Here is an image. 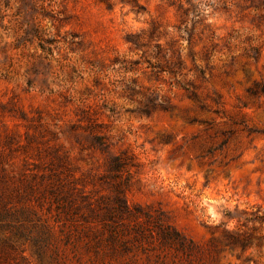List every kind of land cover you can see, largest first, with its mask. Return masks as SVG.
Wrapping results in <instances>:
<instances>
[{
	"label": "rangeland",
	"instance_id": "374dc122",
	"mask_svg": "<svg viewBox=\"0 0 264 264\" xmlns=\"http://www.w3.org/2000/svg\"><path fill=\"white\" fill-rule=\"evenodd\" d=\"M151 94L165 108L144 114ZM90 123L109 154L140 163L127 203L160 208L197 243L219 239L227 211L264 215V0H0L3 168L29 176L56 152L96 178ZM21 247L19 264H56ZM237 251L219 264H264V241Z\"/></svg>",
	"mask_w": 264,
	"mask_h": 264
},
{
	"label": "trees",
	"instance_id": "16d2710c",
	"mask_svg": "<svg viewBox=\"0 0 264 264\" xmlns=\"http://www.w3.org/2000/svg\"><path fill=\"white\" fill-rule=\"evenodd\" d=\"M127 41L133 49L142 45L137 33L127 35ZM155 47L157 55H166L159 43ZM166 63L167 71L176 73L179 54ZM254 86L248 89L251 94L263 91ZM157 107L165 108L151 94L143 113ZM87 129L104 155L103 171L96 178L76 176L56 152L29 176L10 175L0 162V264L24 260L21 245L27 242L39 259L49 249L56 264H219L223 250L237 249L239 258L264 241V215L258 209L227 211L226 221L214 226L221 227L219 239L201 245L178 230L160 208L129 205L125 192L139 173L136 155L126 148L109 154L107 136L95 124ZM244 261L249 264L250 259Z\"/></svg>",
	"mask_w": 264,
	"mask_h": 264
}]
</instances>
